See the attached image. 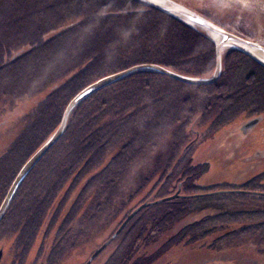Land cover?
I'll return each instance as SVG.
<instances>
[{
  "label": "trees",
  "instance_id": "obj_1",
  "mask_svg": "<svg viewBox=\"0 0 264 264\" xmlns=\"http://www.w3.org/2000/svg\"><path fill=\"white\" fill-rule=\"evenodd\" d=\"M6 1L8 6L0 8V91L13 96L22 92L29 98L39 95L36 111L25 118L29 128L24 129L25 137L35 143L29 156L59 126L72 97L105 75L144 62L192 76L214 72L215 43L208 36L139 0ZM15 51L20 54L7 60ZM257 117H264V67L242 52L229 50L223 54L222 74L212 84H189L142 70L93 93L74 108L63 137L41 163L48 159V165L61 169V198H75L77 192L86 198L90 190L98 197L108 190L111 200L134 172L129 174L130 161L147 176H138L136 183L141 185L129 200L158 173L161 176L147 197L161 199L179 190L178 197L142 208L115 239L114 251L102 264H160L176 248L208 244L223 251L235 248L237 241L247 248L239 254V264H264V188L205 190L197 182L210 164L194 158L198 139L193 136L209 118L211 129L204 135L211 137L217 128H239ZM113 149L116 153L92 174ZM144 155V162L138 164L136 159ZM253 179L242 184L250 181L264 187V171ZM229 192L257 199L224 211L218 200L207 197ZM17 196L9 212L17 205ZM139 204L126 208L125 217ZM123 209L119 206L117 212ZM201 212L206 215L197 219ZM39 220L37 216L36 227L42 223ZM147 242L157 244V250L149 251Z\"/></svg>",
  "mask_w": 264,
  "mask_h": 264
},
{
  "label": "rangeland",
  "instance_id": "obj_2",
  "mask_svg": "<svg viewBox=\"0 0 264 264\" xmlns=\"http://www.w3.org/2000/svg\"><path fill=\"white\" fill-rule=\"evenodd\" d=\"M210 1L212 3L216 2L217 4H222L225 6L231 5L233 7V9L229 10V12L233 14H230L229 17H226L225 20L221 17H218L209 9H204L209 13L208 16L213 18L217 23L221 24L231 31L241 33V30L234 29L235 25L229 22L235 20V18H238L240 19L239 22L241 23L242 30H244L245 34H252L251 37L260 35L264 38V0H234L235 4L230 3V1L232 0ZM180 2L190 5V1L187 2V0H180ZM192 3L193 4L191 5L196 6L194 5L195 2ZM7 6L8 2L6 0H0V8H6ZM54 31L45 35L44 38L52 35ZM20 45L29 47V45L25 43H21ZM19 54V52L15 51L12 55L7 57V60L10 57V59H14L13 57L18 56ZM173 88L183 93L186 91V89L183 90L182 88ZM187 90L190 91L191 88ZM17 92L18 91H16L15 94ZM38 96L39 95H36V98H29V96H27L26 94H22V92L17 96H13L11 92L2 93L0 91V156L6 150L11 149L13 152L12 158L15 169H17L22 162H25L30 158L28 156L29 147L35 144L32 140L34 138L28 139L27 137H25L26 130L24 131V129H26V127L27 129H29L26 124L27 121H25V118L29 113L36 111L38 105L37 100L39 98ZM210 123L211 119L209 118L206 122L201 124V127H199V130H201V132L197 130L196 137L193 136L194 138L198 139V143L194 151L195 161L209 162L210 164L208 172L204 174L197 183H199L202 187H205V190L214 189V191L225 189H242L241 191L247 192L258 189L262 190L264 187L256 186L250 181L244 184H242V182L251 180L255 175H258L264 171V150H262L261 148H264V118L261 119V122L254 129L252 135H248L245 138L241 136L242 133L240 130L237 132L238 127L236 125L227 126L231 127V129L222 128L220 130V128H217L211 134L213 136L208 137L204 134H207V131L211 129ZM31 131L32 129L28 131L29 136L31 135ZM25 138H27V142L23 143ZM196 139H193L194 142H196ZM35 141L36 143H38V141L40 140L35 139ZM160 147L163 148L165 147V145L161 144ZM257 149L260 153L256 151ZM116 151V149H113L109 151V153L107 152L105 156L106 158L102 160V165L95 170L93 169L94 171L91 173L93 174L94 172L102 168L116 153ZM145 158L146 155H144L143 159H136V162L138 164H141L144 162ZM151 158H154V156H152ZM148 161L149 159L145 163H148ZM47 162H49L48 159H44V161L41 164L39 163L40 165L36 167L35 172L33 173L35 174V179L31 180L30 186L24 185L21 188L20 193L16 197L17 205H15V207L12 209V213L9 215L11 217L6 218V220L8 221L0 227V229L3 230L2 233L0 232V249L5 246L3 251V259L0 264H12L15 257H17V260L20 263H24V261H27L26 264H39L40 261L39 259H36V257L42 258V255L37 256L35 254V251H39L40 249L41 252H43L44 250H46V254H48L52 248L54 249L55 258L58 264H73L71 259L77 261L78 263L82 262V264H84L88 260V258L91 257L92 253L91 245H86L89 242H94L95 249V247L103 243V241L108 236V234H101L98 236L94 235L92 237H89L88 239L84 237L81 239L77 247L71 252L70 248L72 247V243L66 240V238L62 239V241L59 242L60 245H58V218L51 224L48 221L45 222L41 227V224L38 227L34 225L38 222L36 216L40 217L39 222H44L45 220L44 213L39 210V208L35 205L34 202H32L31 199L35 198L36 194H41L44 192H47L48 197H53V200L57 199L58 188L61 185V169H59L58 167H52L48 165ZM134 164L135 161L129 162V166H131L129 174L132 171L134 172L128 177L129 179L127 178L128 184L126 183L127 185L124 186L123 184L122 186H120L119 193L112 195L111 199H115L117 202H120L121 198L123 197V199L127 200L126 208L134 206L132 204L138 205L142 200L146 199L145 197H147L150 188L155 184L157 176H161L160 173L153 175L147 185L145 187H141L140 191L135 195V197L129 200V194L141 185L140 182L136 183L138 181V176H140L141 178L142 176H147L143 171L139 169L140 167L137 168L136 164ZM2 170L5 173L6 169L2 168ZM146 170L151 169L148 168ZM0 173H2L1 167ZM125 181L123 183H125ZM253 182H257V180L254 178ZM30 188H34L35 190L29 192ZM110 188L114 187L112 186ZM107 193L108 191H104L103 197H105ZM20 195H23V198L21 200V204L18 205V202L20 201ZM207 197L218 200L220 202L218 207L224 211H231L234 210L235 207L251 204L247 201L257 199V197L252 194L242 192L220 193ZM153 198V195L148 196L144 201H152ZM156 204L157 203L153 205ZM117 209V204L112 205V208H108V213L106 211L104 216L101 218L104 221L107 220L105 222V226L108 222L112 223L111 225L107 226L106 229H111V231H113L112 229L115 227L116 223L115 214L117 218L118 215L121 214L122 218L124 212L127 210L126 209L124 211L117 212ZM108 214L109 219L108 217H106V215ZM205 215V213L201 212L196 216L197 219H201ZM119 220L120 218H118L117 222ZM32 225L33 228H30V226ZM99 225H102V222L100 224L96 223L95 227L97 228L99 227ZM91 227L92 224L89 228ZM234 245L235 248L223 251L217 250L219 248L212 247V245L208 244L192 245L193 247H187L189 249L176 248L167 255L168 257L165 255L157 263L209 264L213 262H225L227 264H239L240 261H238V256L239 254L243 255L244 252L247 251V248L245 249L243 247V241H237ZM85 246L86 249L83 250L82 248H84ZM28 247H32L33 249L29 256L27 254ZM59 249L63 250L58 251ZM103 255H100L99 258H97L93 262V264H98ZM47 256L43 255V258ZM45 259L47 261H50L47 258Z\"/></svg>",
  "mask_w": 264,
  "mask_h": 264
},
{
  "label": "water",
  "instance_id": "obj_3",
  "mask_svg": "<svg viewBox=\"0 0 264 264\" xmlns=\"http://www.w3.org/2000/svg\"><path fill=\"white\" fill-rule=\"evenodd\" d=\"M149 6H152L160 11L186 23L190 27L201 31L206 36H208L215 43V54H216V65L214 72L211 76L199 77L192 76L188 74H183L178 71H175L167 66L152 63L144 62L134 64L125 69L119 70L117 72L105 75L94 82L86 85L82 88L67 104L60 124L55 129V131L50 135V137L30 156V158L24 163L18 174L16 175L10 189L8 190L1 206H0V220L3 217L4 212L6 211L10 201L14 197L16 191L20 187L21 183L35 166L37 161H39L53 145H55L61 137L64 135L66 130L70 114L74 108L80 104L83 100L90 97L93 93L99 91L100 89L113 84L114 82L124 78L125 76L142 71V70H152L162 74H165L176 80L195 84V85H207L216 82L223 71V54L229 50H237L242 52L256 61L258 64L264 67V38L260 35L255 37L246 36L235 31H231L228 28L217 23L213 18L207 14L202 13L196 8L192 7L191 4H185L180 2V0H139ZM260 117L253 118L246 122L243 127L252 128L260 121ZM179 196V190L171 195L161 199L146 201L140 204L135 208L124 220L118 230L114 233L113 237L116 236L128 223V221L135 216L142 208L155 203H160L162 201L172 199ZM112 240L110 238L106 241L100 248H98L94 254L91 256L89 261L86 264H89L103 249L104 247ZM2 258V250H0V260ZM209 264H227L225 262H213Z\"/></svg>",
  "mask_w": 264,
  "mask_h": 264
},
{
  "label": "flooded vegetation",
  "instance_id": "obj_4",
  "mask_svg": "<svg viewBox=\"0 0 264 264\" xmlns=\"http://www.w3.org/2000/svg\"><path fill=\"white\" fill-rule=\"evenodd\" d=\"M188 1H190V4H193L192 2H195L194 5H196V6H192V5L191 6L196 8L197 10L201 11L202 13L208 15L209 13L207 11H205L204 9H209L210 11L214 12V14H216L218 17H221L224 20L226 19V17L228 18L230 14H233V13L229 12L230 9H233V7L231 5L225 6V5H222V4H217L216 2L212 3L210 0H195V1L194 0H187V2ZM230 3H234L235 4V1L232 0V1H230ZM239 20L240 19L235 18V20H232V21H229V22H231L232 24L235 25L234 29H239V30H241L240 32L242 34H245L244 30H242L241 23L239 22ZM263 20H264V18H263ZM249 28H253V27H249ZM243 29H246V28H243ZM260 118L262 119L264 117H260ZM261 119H260L259 123L261 122ZM248 121L249 120H247V122ZM245 123H246V121L243 124H241V126L237 129V132L239 130L241 131V133H242L241 136L244 137V138L247 137L248 135H252V132L254 131V129L259 124V123H257L252 128H245V127H243ZM261 148H262V150H264L263 147H261ZM256 151L259 152L258 149ZM12 155H13V152H12L11 149H9V150H6L0 156V162H1L0 163V167H1V172H2V173H0V206H1V204H2V202L4 200V198H5L8 190L10 189V187H11V185H12V183H13L15 177H16V175L18 174V172L20 171V169L22 168V166L26 162V161L22 162L19 165V167L17 169H15V167L13 165ZM43 158L44 157H42V159ZM42 159H40L35 164V166L31 169V171L28 173V175L25 177V179L21 183V185L18 188V190L16 191L14 197L10 201L6 211L4 212L3 217L0 220V224L2 223V225H3L5 222L8 221V220H5L6 217L7 218L11 217L9 215L12 213V210H11V212H9V206L12 205L13 199L15 198V196H17L18 192L20 191V189L24 185L25 186H30L31 185V180L35 179V174H33L35 172V168H36V166L39 163H41ZM2 168L6 169L5 173H4V171H2ZM84 184L85 183L82 184V187H83ZM86 186H88V182L86 183ZM33 190H35V189L34 188H30L29 192H31ZM74 193H76V192L73 191V195H74ZM80 193L77 192L75 198H68V199L67 198H61V193H60L58 198L53 200V197L52 198L48 197L47 192H44V193H41V194H36V197L31 199V200H32V202L35 203V205L39 208V210H41L44 213V220L45 221L44 222L42 221L40 227L42 225H44L45 222L48 221L51 224V223L55 222V220H57V218H58V245H60L59 242L62 241V239L66 238V240H68V241H70L72 243V247L70 248L71 252L77 247V245L79 244L81 239L84 238V237L86 239H88L89 237H92L94 235L98 236V235H101V234H105V235L108 234V236L103 241V243H101L100 245L96 246L95 249H94V242H89L86 245V246L91 245V248H92L91 256H92L94 254V252L98 248H100L106 241H108L110 238H112V240L104 247V249L89 263V264H93V262L97 258H99L100 255L104 254L102 259H101V260H104V258L107 255H109L112 251H114V249H115L114 247H115V244H116V240L115 239L118 237L119 234H121L123 229L126 227V225L130 222V220L134 216L128 221V223L125 225V227L116 236L113 237V235L118 230V228L121 226V224L124 222V220L127 218V216L134 209L129 214H127L126 217L123 214V216L125 218L123 216L121 218V214L118 215V218H120V220L118 222H117L118 218L116 217V214H115L116 223H115V227L112 229L113 231H111V229H106V227L111 225L112 223L108 222L107 225L105 226V222L107 220L104 221L101 218L104 216L106 211L108 213V208L110 206H112V205H116L117 204L118 207L120 206V207L124 208L123 211L126 210V207H124V206L127 205L126 204L127 200L123 199V197L121 198L120 202H117L115 199H113V200L107 199V196H109V193H107V195L105 197H103L104 191L98 197H96L97 194H96V192L94 190H90V192L88 193L86 198L79 197ZM114 203H116V204H114ZM132 205H136V204H132ZM73 207H75L76 210L71 215V214H69V212L72 211ZM117 211H118V209H117ZM106 217H108V219H109V214L106 215ZM36 219H37V216H36ZM63 220H67L68 221L66 223V225H64V226L62 225ZM101 222H102V225H99V227L96 228L95 224L96 223L100 224ZM91 224H92V227L89 228ZM80 226H82V227H80ZM2 231L3 230L0 229L1 233H2ZM121 244H123V243L121 242ZM86 246L84 248H82V249L83 250L86 249ZM146 246L148 247L149 251H151V252L154 251V250H157V244L147 242ZM32 247H28V250H27L28 256L33 251ZM4 248H5V246L0 249V250H2V258H1L0 262L3 259ZM61 250H63V249H59L58 251H61ZM35 254L37 256L42 255V258L36 257V259H39V261H40L39 264H58V262L56 261V258H55V253H54V249L53 248L51 249V251L48 254H46V250L41 252L40 249H39V251H35ZM43 255L44 256L48 255V256L43 258ZM45 258H47L50 261H47ZM90 258L91 257H89L88 260L84 264H86L89 261ZM101 260H100V262L98 264H102ZM71 261L73 262V264H82V262L78 263L77 261H75L73 259H71ZM26 262L27 261H24V263H20V262H18L17 257H15L14 261L12 262V264H26Z\"/></svg>",
  "mask_w": 264,
  "mask_h": 264
}]
</instances>
